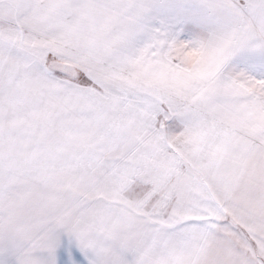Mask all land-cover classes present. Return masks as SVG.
<instances>
[{
    "label": "snow or ice",
    "instance_id": "1",
    "mask_svg": "<svg viewBox=\"0 0 264 264\" xmlns=\"http://www.w3.org/2000/svg\"><path fill=\"white\" fill-rule=\"evenodd\" d=\"M0 264H264V0H0Z\"/></svg>",
    "mask_w": 264,
    "mask_h": 264
}]
</instances>
